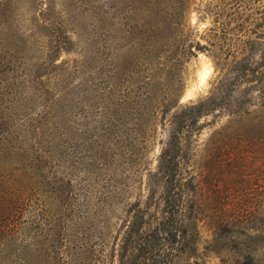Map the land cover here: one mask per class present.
Returning a JSON list of instances; mask_svg holds the SVG:
<instances>
[{"label":"rangeland","instance_id":"374dc122","mask_svg":"<svg viewBox=\"0 0 264 264\" xmlns=\"http://www.w3.org/2000/svg\"><path fill=\"white\" fill-rule=\"evenodd\" d=\"M262 31L264 0H0V264H117L132 209L163 215L172 119L208 102L174 159L198 231L178 264H264V81L235 68Z\"/></svg>","mask_w":264,"mask_h":264},{"label":"trees","instance_id":"16d2710c","mask_svg":"<svg viewBox=\"0 0 264 264\" xmlns=\"http://www.w3.org/2000/svg\"><path fill=\"white\" fill-rule=\"evenodd\" d=\"M227 33L226 29H220L217 36L220 43H226ZM253 35L245 39L241 45L240 51L244 52L246 63L251 61V54L256 50L258 40L264 36V31L253 32ZM196 46L198 50L204 49L200 45ZM235 68L237 70L236 83L246 80L251 86L261 84L264 81V54L256 68L246 65ZM260 91L264 94V85ZM212 107L210 102L192 105L182 109L172 119L168 142L159 156V167L164 180L163 215L153 222L140 208L132 209L124 231L115 246L118 248L117 264H178L180 257L187 259L196 254L197 212L193 204L183 201L182 185L176 180L178 163L174 162V159L183 152V145L189 139L197 119L207 115L205 113L209 112ZM219 135L217 141L227 136L221 133ZM245 208L244 204L236 206V213L232 210L233 216L230 219L239 222L241 219H249L251 215ZM14 215L12 213L11 216ZM218 216L220 220H224L223 210L218 209ZM14 221L16 222V219L9 220L8 224L13 225ZM71 259L73 261L72 257Z\"/></svg>","mask_w":264,"mask_h":264},{"label":"bare ground","instance_id":"6f19581e","mask_svg":"<svg viewBox=\"0 0 264 264\" xmlns=\"http://www.w3.org/2000/svg\"><path fill=\"white\" fill-rule=\"evenodd\" d=\"M205 71H206V70H204V72L201 73V76L199 75V76L201 77L202 80H203V78H205V75H206V72H205ZM200 84H201V83H200ZM190 90H191V89H189V91H190ZM189 91H188L187 93H185L186 95H185L184 99H185V98H188V99H189V97H192V92H189ZM184 101H185V100H184Z\"/></svg>","mask_w":264,"mask_h":264}]
</instances>
